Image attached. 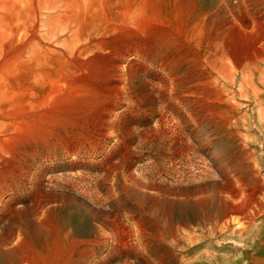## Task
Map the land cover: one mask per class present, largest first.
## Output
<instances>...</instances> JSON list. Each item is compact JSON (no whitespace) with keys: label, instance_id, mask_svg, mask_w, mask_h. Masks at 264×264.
Instances as JSON below:
<instances>
[{"label":"rangeland","instance_id":"374dc122","mask_svg":"<svg viewBox=\"0 0 264 264\" xmlns=\"http://www.w3.org/2000/svg\"><path fill=\"white\" fill-rule=\"evenodd\" d=\"M263 40L264 0H0V264H264Z\"/></svg>","mask_w":264,"mask_h":264},{"label":"bare ground","instance_id":"6f19581e","mask_svg":"<svg viewBox=\"0 0 264 264\" xmlns=\"http://www.w3.org/2000/svg\"><path fill=\"white\" fill-rule=\"evenodd\" d=\"M263 35V34H262ZM255 40H256V38H255ZM264 41V40H263ZM259 42V41H258ZM261 44H263V43H261ZM255 46V45H254ZM257 48V47H256ZM255 48V49H256ZM259 52V51H258ZM257 52V53H258ZM260 55V54H259ZM255 56H257V55H255ZM262 56V55H261ZM253 58V57H252ZM251 58V59H252ZM258 59V58H257ZM248 60H250V59H248ZM253 62H254V60H253ZM258 62V61H257ZM261 176V175H260ZM261 179V178H260ZM259 180V179H258ZM243 183V182H242ZM261 183H264V182H261ZM244 184H246V183H244ZM245 187V186H244ZM264 188V187H263ZM249 193V192H248ZM260 194V192L258 191V190H255V191H253V192H251V194L249 195V197H256L257 198V196ZM248 197V198H249ZM241 199V198H240ZM248 200V199H247ZM259 201V200H258ZM248 202V201H247ZM260 202V201H259ZM259 202H257L258 204H259ZM249 203V202H248ZM250 203H252V202H250ZM254 204V203H253ZM257 204V205H258ZM261 204V203H260ZM263 204V203H262ZM256 207V206H255ZM260 208V207H259ZM248 209V208H247ZM252 209V208H251ZM255 210V212H256V210H257V207L254 209ZM233 212H235L236 214L237 213H240L241 211H242V209H240V208H238V209H233L232 210ZM248 211L249 210H247L246 212H247V214H248ZM254 212V213H255ZM258 212H259V210H258ZM249 214H251L250 212H249ZM248 214V216L249 217H247V216H245V218L243 217L244 216V214H242V217L241 218H243V219H240V221L238 220V221H236L237 222V225H239V227H241L242 228V230H240V231H238V233H244V232H246L247 230H248V228H249V226H250V224L252 223V219H253V217H255L256 216V213L255 214H252L251 216ZM232 215V214H231ZM227 217H228V214H227ZM232 218V217H231ZM233 220H235V217L233 218ZM234 223H235V221H234ZM236 224V223H235ZM227 226V225H226ZM217 240V239H216ZM215 244V243H214ZM245 257H247V258H249V254H245ZM249 262V261H248ZM249 264V263H248Z\"/></svg>","mask_w":264,"mask_h":264}]
</instances>
